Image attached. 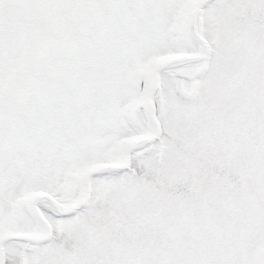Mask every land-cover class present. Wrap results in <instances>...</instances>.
<instances>
[{
  "label": "snow or ice",
  "instance_id": "1",
  "mask_svg": "<svg viewBox=\"0 0 264 264\" xmlns=\"http://www.w3.org/2000/svg\"><path fill=\"white\" fill-rule=\"evenodd\" d=\"M0 264H264V0H0Z\"/></svg>",
  "mask_w": 264,
  "mask_h": 264
}]
</instances>
